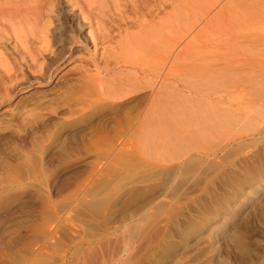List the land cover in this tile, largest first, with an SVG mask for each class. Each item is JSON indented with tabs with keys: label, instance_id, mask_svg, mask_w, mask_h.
<instances>
[{
	"label": "rangeland",
	"instance_id": "rangeland-1",
	"mask_svg": "<svg viewBox=\"0 0 264 264\" xmlns=\"http://www.w3.org/2000/svg\"><path fill=\"white\" fill-rule=\"evenodd\" d=\"M72 1L87 45L62 57L58 29L67 23L56 9L69 10L66 0H0V264H264V175L238 183L229 208H198L195 178L180 194L172 192L186 177L167 187L178 152L155 151L130 127V107L144 106L148 89L114 95L133 79L116 74L118 41L150 14L170 59L165 67L162 43L158 75L143 83H170L173 98L200 96L209 84L235 85L244 65L245 78L264 86V0H146L138 10L121 1L97 11ZM23 16L34 28L25 35L15 22ZM90 23L113 38L104 55L94 54ZM97 58L114 69L100 81ZM245 130L228 149L261 139Z\"/></svg>",
	"mask_w": 264,
	"mask_h": 264
},
{
	"label": "bare ground",
	"instance_id": "bare-ground-1",
	"mask_svg": "<svg viewBox=\"0 0 264 264\" xmlns=\"http://www.w3.org/2000/svg\"><path fill=\"white\" fill-rule=\"evenodd\" d=\"M86 1L87 3L85 2V5L88 4L91 10L94 9L96 11L103 8L106 9L107 3L119 7V2L124 1L125 3H129L132 8L136 10L146 3V0ZM66 2L71 5L69 10L63 11L56 9L57 13L63 14L67 23L66 27H59L58 29L60 32L59 42L65 50V54H63L62 57L68 54V51L77 47L76 45L79 43L87 45V39L84 34L85 24L79 20L76 12L72 13L75 3H73L72 0H66ZM30 5L28 7H30ZM86 12H82L84 21L89 16H87ZM92 14L93 13H91V15ZM26 16H23L21 20L17 18H15L16 21L14 20L19 26L17 27V31L19 30L22 34L26 31L32 32L34 30L29 21L31 19H28ZM137 17V22L135 21L136 25L134 28L132 27L135 31L124 39L126 41H118L117 60L115 63L113 62L115 65H120L119 71L116 74L120 75L121 73L127 72L133 79L129 82L121 81L119 84L117 83L118 85H115L116 89L114 95L116 98H122L148 89L146 93L140 96L138 103H144V106L135 105L130 107V111L134 117L132 116L133 120L129 124L130 127H135L136 130L145 134L142 141L144 140L145 142L147 141L148 144H152L155 151H177L180 155L178 157L180 162L169 167L166 171V180L168 183H172L170 187L167 185V187L170 188L169 191H171L177 176L179 178L183 176L186 177L177 185L174 192H172H178V194H180L179 190H181L185 184L184 181L195 178V189L190 192L199 194L196 201L198 208L207 212L224 208L227 209L233 204L231 200H229V196L232 195L231 191L237 188L238 183L264 175V125L257 128L258 126L255 125V127L253 123L259 118H264V86L262 84L260 86V84L256 83L255 81L257 80L253 81L255 78H249L248 76L250 75H246L248 78H245L244 74L250 73V71L244 69V65L237 67L236 74L239 81L235 85H231V87L223 83L216 84L215 86L209 84L203 88L200 96L189 93L183 94L182 96L180 95L179 98H177L178 96L176 98L174 96L173 98L170 83H165L163 89L161 88L162 90H159L158 83L153 82V80H148L143 83L141 80L144 77L151 80L158 75L159 66H157L156 63L161 53L160 46L162 43L164 47V52L162 54L165 61L164 65L167 67L170 59V46L168 36H166L164 40L162 39L163 37L158 35L154 28L148 27V24L153 25L154 20L152 18L154 16L150 14V19H148L149 23L147 25H145L147 20L141 16ZM139 17L141 18L139 19ZM98 29L99 36L96 34ZM68 31H71L73 35H68ZM103 32L99 28V23H90L88 36L94 45V54L97 52L101 53V49L104 55V52L112 47L111 41L113 38H111L109 34ZM166 34H169L168 30ZM58 59L61 60L62 58L59 57ZM95 61V72L97 73L96 75L99 81L102 80L100 77L102 76V69L107 73L114 72V69H110L109 66H102V63L101 66L98 65V58ZM261 65H263V63ZM262 69L260 70L262 71ZM163 74L164 80H168V74ZM257 77L256 79H258ZM261 77L262 75L260 78ZM263 78L264 77L261 79L263 80ZM100 90L102 91L101 88ZM119 106L122 107L121 105ZM253 126L255 128H253ZM241 127L247 128L245 133L251 131L262 135L261 139L252 142L254 146L257 145L254 147L256 151L253 154L245 152L252 144H243V146L239 148L228 149L230 143L238 142L239 138L237 139L236 137L242 135V133H240ZM232 132L235 134L231 135ZM248 135L249 134H247V136ZM137 142L139 141H137L136 138L128 139V144L136 145ZM217 144L218 146H214ZM258 144L260 145L258 146ZM227 149L228 152L225 153ZM173 195L175 196V194Z\"/></svg>",
	"mask_w": 264,
	"mask_h": 264
}]
</instances>
